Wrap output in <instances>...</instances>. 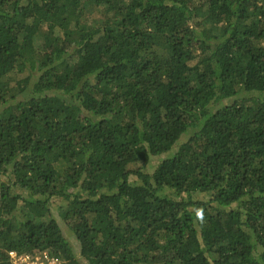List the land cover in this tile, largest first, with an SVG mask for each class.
I'll use <instances>...</instances> for the list:
<instances>
[{
	"label": "trees",
	"instance_id": "trees-1",
	"mask_svg": "<svg viewBox=\"0 0 264 264\" xmlns=\"http://www.w3.org/2000/svg\"><path fill=\"white\" fill-rule=\"evenodd\" d=\"M11 250L264 264V0H0Z\"/></svg>",
	"mask_w": 264,
	"mask_h": 264
},
{
	"label": "built area",
	"instance_id": "built-area-1",
	"mask_svg": "<svg viewBox=\"0 0 264 264\" xmlns=\"http://www.w3.org/2000/svg\"><path fill=\"white\" fill-rule=\"evenodd\" d=\"M11 264H63L61 259L47 250L35 252L9 251Z\"/></svg>",
	"mask_w": 264,
	"mask_h": 264
},
{
	"label": "rangeland",
	"instance_id": "rangeland-1",
	"mask_svg": "<svg viewBox=\"0 0 264 264\" xmlns=\"http://www.w3.org/2000/svg\"><path fill=\"white\" fill-rule=\"evenodd\" d=\"M184 140H185V137H183V141H184ZM157 162H159V160H158V159H155V160L152 161V164L156 165ZM55 208H56V207H55ZM64 230H65L66 235L70 236L71 233H70V231L68 230V228L64 226Z\"/></svg>",
	"mask_w": 264,
	"mask_h": 264
}]
</instances>
